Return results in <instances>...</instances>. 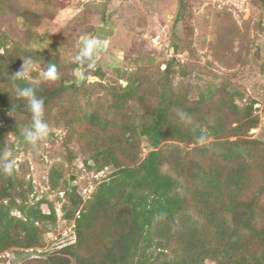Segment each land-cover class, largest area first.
Here are the masks:
<instances>
[{
	"label": "trees",
	"instance_id": "trees-1",
	"mask_svg": "<svg viewBox=\"0 0 264 264\" xmlns=\"http://www.w3.org/2000/svg\"><path fill=\"white\" fill-rule=\"evenodd\" d=\"M9 1L7 8L13 10ZM1 3L2 0V9ZM18 16L27 18L28 13L23 10ZM182 16L179 12L178 19ZM23 43L8 47L6 35L4 38L0 35V148L6 146L9 134L16 141H23L21 129L31 122L26 103L16 99L8 75L19 71L23 58L32 56L42 66L56 63L59 72L58 80L41 83L37 89V95L44 98L46 122L52 127L54 121L64 120L68 127L66 142L75 136L81 152L94 160L95 166H89V170L100 173L106 167L115 169L110 181L99 184L85 202L77 195L76 187H65L69 203L68 209L64 206L65 218L74 221L76 241L58 251L63 256L54 254L23 264H205L206 261L264 264V180L253 177L248 164L249 160L252 165L258 163L257 159L264 162V144L247 138L260 122L254 115L253 105L240 108L232 99L230 103L223 100L221 106L205 98L190 101L185 91L173 85V75L185 74L181 70L177 73L174 69L177 62L171 60L160 72L159 80L152 83L154 99L148 100L141 92L143 84L150 79L135 74L127 78L126 87L109 91L112 117L80 112L76 101L85 95L87 87L76 82L78 66ZM91 73L101 76L99 70ZM18 83L27 86V82ZM136 106L143 107L142 115H137ZM222 107L228 109V115ZM177 109L187 112L199 126L195 133L179 122ZM56 114L59 119H55ZM211 114L213 122L208 119ZM79 125H83L82 131L76 130ZM117 127L122 134L128 133V143L136 146L128 157L117 154L116 133L102 144L104 147L99 144L102 131ZM86 130L93 134L91 146L88 140L83 142ZM200 130L208 133V140L225 139L221 143L223 151L219 161L214 158L208 165L194 162V177L181 183L162 171L165 163L162 146L169 141L200 145L195 142ZM231 137L237 139L231 141ZM143 138L151 150L141 159L136 150L140 149ZM66 149L73 159L74 150ZM176 165L179 162L171 168L182 175L184 166L178 171ZM53 173L55 185L56 172ZM32 193V181L20 178L17 170L11 176L0 173V254L13 248H41L44 234L56 227L53 208L49 214L44 213L42 201L30 203ZM190 201L196 204V219L187 215ZM101 211L110 216L102 219L106 225L100 230L102 253H90L88 249L82 254L87 235L95 230ZM15 212L21 217L15 216ZM187 218L190 220L186 221ZM153 249L160 254L172 250L174 258H154L150 254Z\"/></svg>",
	"mask_w": 264,
	"mask_h": 264
},
{
	"label": "rangeland",
	"instance_id": "rangeland-1",
	"mask_svg": "<svg viewBox=\"0 0 264 264\" xmlns=\"http://www.w3.org/2000/svg\"><path fill=\"white\" fill-rule=\"evenodd\" d=\"M7 1L1 3L0 35L2 38L6 35L8 47L24 42L31 49L47 51L49 55L55 52L59 60L70 61L69 57L78 51L81 35H93L98 28L114 31L111 37L100 36L94 60L87 70H81L83 79L75 72L77 84L87 87L85 95L76 101L80 112H98L100 117H112L109 91L126 87L127 78L135 74L150 79L143 84L141 92L148 100L154 99L152 83L159 80L165 65L175 60V71L181 70L185 75H173V85L185 91L190 101L205 98L221 106L223 100L230 103L232 99L240 108L253 105L254 115L260 122L247 138L264 144V0H10L13 10L7 8ZM23 10L28 13L27 18L18 16ZM179 12L183 16L178 19ZM48 29L53 34H44ZM45 39L49 43L47 48L42 50L35 46ZM96 70L101 76H93L91 71ZM223 109L228 115V109ZM143 111V107H135L137 115H142ZM54 116L55 119L60 117ZM208 119L213 122L212 114ZM52 129L49 138L35 152L24 141H16L14 135L8 136L6 143L16 159L19 177L33 183L30 203L42 201L41 209L46 214L53 208L57 225L44 234L43 247L7 250L0 254V264H23L54 254L63 256L58 251L76 241L74 221L65 218L64 206L69 207L65 187H76L77 195L85 202L99 184L110 181L115 170L113 167H106L100 173L89 170V166H95L94 160L81 152L75 136L71 142H66L68 127L63 119L54 121ZM119 129L101 130L99 144H106L114 135L112 133H116V152L120 157H128L136 146H131L127 139L129 134H122ZM76 130L82 131L83 125ZM86 131L83 142L92 141V131ZM236 139L230 138L231 141ZM224 142L225 139L210 138L205 145L186 146L169 141L162 146L165 155L162 171L185 183L195 175L194 162L208 165L214 158L219 161ZM91 143L87 144L91 146ZM66 147L74 150L73 159ZM150 150L148 141L143 138L136 151L143 159ZM257 160L256 164L252 165L251 160L248 164H251L252 176L262 181L264 162ZM122 161L125 160L122 158ZM178 162V171L181 165L185 168L182 175L171 168ZM190 204L187 215L196 219V204L191 201ZM14 215L21 217L17 212ZM104 217L110 216L107 212H99V221H96L95 230L87 235L82 254L88 249L90 253H102L100 230L106 226ZM150 254L154 258L172 259L175 253L167 250V254H160L153 249ZM205 264L215 263L206 261Z\"/></svg>",
	"mask_w": 264,
	"mask_h": 264
},
{
	"label": "clouds",
	"instance_id": "clouds-1",
	"mask_svg": "<svg viewBox=\"0 0 264 264\" xmlns=\"http://www.w3.org/2000/svg\"><path fill=\"white\" fill-rule=\"evenodd\" d=\"M52 33L51 29H48L45 33ZM53 34V33H52ZM101 37L93 34H84L79 37L78 51L69 57L71 63L77 65L76 75L83 79L81 70L85 65H90L94 60L97 51L98 44ZM49 45L48 40H41L36 43V47L45 49ZM62 47L59 49L60 57L62 55ZM56 55L55 52L52 53ZM23 64L19 71L8 75L11 82L12 90L17 100H23L26 103L27 111L31 114V122L27 126L22 127L20 135L23 137L24 143L29 146L30 150L38 151L42 142L46 141L53 129L48 122L44 119V98L37 95V89L41 83L55 82L58 80L59 72L56 63H48L42 67L39 60L28 56L22 59ZM44 65V64H43ZM33 73H36L34 76ZM27 82V86H20L18 82ZM176 117L179 122L187 127H191L195 133L198 129V125L195 124L192 117L185 111L177 109ZM9 134L8 136H11ZM195 142L200 145H205L208 142V133L204 130H200L196 135ZM16 170V159L12 150L6 146L0 148V173L11 176Z\"/></svg>",
	"mask_w": 264,
	"mask_h": 264
},
{
	"label": "water",
	"instance_id": "water-1",
	"mask_svg": "<svg viewBox=\"0 0 264 264\" xmlns=\"http://www.w3.org/2000/svg\"><path fill=\"white\" fill-rule=\"evenodd\" d=\"M95 34H97L98 36L101 37H111L114 34V31L112 29L109 28H98L97 31L95 32Z\"/></svg>",
	"mask_w": 264,
	"mask_h": 264
}]
</instances>
